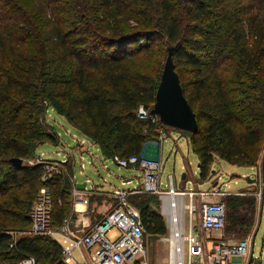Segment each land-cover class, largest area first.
<instances>
[{
  "label": "trees",
  "instance_id": "16d2710c",
  "mask_svg": "<svg viewBox=\"0 0 264 264\" xmlns=\"http://www.w3.org/2000/svg\"><path fill=\"white\" fill-rule=\"evenodd\" d=\"M170 46L199 123L195 132L178 130L189 135L202 177L219 154L232 164L262 163L264 179V0H0V264L26 256L66 264L57 240L27 230L43 186L53 193L54 228L72 216L71 164L48 170V160H37L40 144L60 143L46 122L49 108L106 158L157 157V144H147L160 143L158 126L137 109H153ZM157 199L144 192L129 198L146 239L168 233ZM224 200L225 234H249L256 194Z\"/></svg>",
  "mask_w": 264,
  "mask_h": 264
},
{
  "label": "built area",
  "instance_id": "2783aa9c",
  "mask_svg": "<svg viewBox=\"0 0 264 264\" xmlns=\"http://www.w3.org/2000/svg\"><path fill=\"white\" fill-rule=\"evenodd\" d=\"M137 116L158 126L160 140L168 136V128L153 109L141 104ZM111 159L122 167L140 169L144 176L141 185L133 189H115V202L110 209L95 223L88 224V229L79 236L68 225L61 230L54 228L53 193L43 186L29 211L32 222L30 233L49 235L57 240L63 247L66 262L74 257L75 249L84 246L93 264H150L142 214L129 198L138 192L152 193L161 200L160 211L168 227V233L162 236V240L170 246L172 264L249 263L253 235L241 240L225 236L226 191L216 188L179 189L175 187L172 175L169 176L168 187L162 188L161 160L145 155H114ZM52 166L51 163L46 164L48 170ZM75 194L81 197L79 192ZM212 197L216 199H210ZM113 228L118 232L111 236L109 232ZM58 235L65 237L64 241ZM17 264L40 263L35 256H26Z\"/></svg>",
  "mask_w": 264,
  "mask_h": 264
},
{
  "label": "rangeland",
  "instance_id": "374dc122",
  "mask_svg": "<svg viewBox=\"0 0 264 264\" xmlns=\"http://www.w3.org/2000/svg\"><path fill=\"white\" fill-rule=\"evenodd\" d=\"M153 61L156 64V59L147 57L144 62L150 64L152 66ZM46 122L53 124L60 135L61 144L56 145L50 142H46L38 147L37 153L41 154L44 152L47 155V158L54 160H63L66 159L67 153H75V157L77 159V168L76 172L81 170V161H80V153L75 151L74 147L77 144L76 137L74 136V132L77 131L76 128L67 122L66 118L62 115L56 113L52 108H49L48 113L46 115ZM169 134L165 141L163 142L162 147H160L159 158L162 161V173H161V187H168V177L170 174H173L175 182L182 183L186 185V189L198 188L200 190H206L213 187V181H208V183H204V180L200 177V172L198 168V161H196V153H194L191 146L188 145V139L190 140L187 132L178 130V128L168 125ZM79 133V132H78ZM82 134L79 133V136ZM157 142L151 140L150 143L147 144V148ZM93 146V145H91ZM261 147V156L264 155V144ZM93 154V159L96 163H99L102 159L107 163L106 168L102 166V169L97 165L100 172L102 174H93L95 178L100 180L102 183L104 182V178H106L112 186L120 187V188H132L133 186H139L144 181L143 173L140 169H133L129 167H122L118 165L111 158H100L99 155L96 154L95 150L91 151ZM92 155L89 153H85L84 159L82 160L86 167V171L95 173L92 163ZM148 157L154 158V156L149 155ZM31 160L29 163L35 162ZM187 164V167L185 166ZM217 171L222 173L220 178V184L222 185V189L230 192H235L240 189H249L246 190L249 192H254L258 197V209H257V218L256 224L249 234L235 236L232 233H226V238H235L237 240L245 239L251 237L258 225V221L262 218L261 224L258 228L256 236L254 238V246H253V257L258 258V262L260 264H264V179L262 172V163L255 167L249 166H237L228 163L223 160L219 154H215L214 161L211 164ZM183 166L185 168H183ZM112 171L113 174H106L107 172ZM187 173V178L183 179V173ZM237 174V176H235ZM251 178V181L247 177ZM82 177V176H80ZM128 177H133L132 183L123 182L124 179ZM199 182L197 186L195 183ZM158 207L161 206V200L158 197ZM28 231L31 230L27 229ZM118 230L113 228L109 234L114 236L117 234ZM30 233V231H29ZM53 238V237H52ZM148 247H149V259L151 264H172L171 259L163 246L165 243L158 237H152L147 235ZM168 244V243H167ZM76 255H80L79 249L75 251ZM250 260V257L248 258ZM61 260L65 262V254L64 250L61 252Z\"/></svg>",
  "mask_w": 264,
  "mask_h": 264
},
{
  "label": "crops",
  "instance_id": "0c3cea01",
  "mask_svg": "<svg viewBox=\"0 0 264 264\" xmlns=\"http://www.w3.org/2000/svg\"><path fill=\"white\" fill-rule=\"evenodd\" d=\"M76 130L77 131L74 132V136L77 138L76 139L77 144L74 147L75 148L74 150L80 153L81 170H79V172L78 171L76 172L77 159L75 157V153H67L66 159H63V160L49 159V158H47V155L44 152H42L41 154H38L36 151V155L38 157V159H37L38 161L40 159L42 161L48 160L47 162L49 164L50 163L53 164V166L50 170H53L54 168L65 169L66 168L65 163L69 162L71 164L72 173L70 175V180L72 182V185H71L70 190H71V195L73 197V210H72V214H71L72 216H70L69 218H67L65 220L64 226L68 225V227L75 232V235L79 236V235L83 234L85 232V230L88 229V224L95 223L99 218H101L110 209L112 204L115 202L113 192L115 189L120 188V187L112 186L111 183L106 178H104V182L102 183L100 180L93 177L94 176L93 174H102L97 165H100L99 167L101 169H102V166H104L106 168L107 163H105V160L102 159L103 157L106 159V157H105L104 153L102 152L100 146L97 143H95L90 137L85 135L79 129L76 128ZM78 132L81 133L82 135L79 136ZM166 138H164L163 140H160V143H156L157 144V146H156L157 147V157H154V158H156L158 160H160L159 155H158L160 152V147H162L163 142L165 141ZM61 142L62 141L60 139V143L58 145H60ZM42 144H44V143H42ZM42 144H40V145H42ZM91 145H93V146H91ZM188 145L191 146L189 139H188ZM151 147L154 148L155 144H153ZM37 150H38V148H37ZM92 150H95L96 154L99 155L100 158L102 159L100 161L101 164H103L102 166H101L100 162L96 163L94 161L93 155H92L93 153L91 152ZM85 153H89L90 156L92 155V163H93L92 165L93 166L91 168H93L95 173L86 171L87 166L82 161L84 159ZM194 153H195V151H194ZM196 155H197V153H196ZM196 158H197L196 161H198V168H199V172H200V177H201V179L204 180V183H208V181L211 180V181H213V187L212 188L221 189L223 191H226V190L222 189V185L220 184V178L222 176V173H220V171H217L218 169H216L214 167V164L211 167L209 175L206 178H203L201 175L200 167H199L200 158L198 155ZM223 160H225V159H223ZM230 164H232V163H230ZM233 165L238 166V164H233ZM185 166L187 167V164H185ZM239 166H246V165H239ZM249 167H255V166H249ZM130 168H133V167H130ZM183 168H185V167L183 166ZM133 169H137V168H133ZM106 174H113V172L108 170V172ZM170 175L173 176V174H170ZM80 176H82V177H80ZM235 176H237V174H235ZM247 177L251 181V178L249 176H247ZM182 178L183 179L187 178L186 172L183 173ZM168 179H169V177H168ZM132 180H133V177H128V178L124 179L123 182H124V184L125 183L130 184V183H132ZM195 184L198 186L199 182L196 181ZM174 185L176 188L186 189V185H184L182 183L179 184V183L175 182V179H174ZM139 186H133L132 188H128V189H133V188H136ZM251 188L252 187H250L249 189H240V190L235 191V192H230V191H226V192H227V195L228 194H240V193L245 192L246 190H251ZM124 189H126V188H124ZM191 189H198V188H191ZM75 192H79L81 197H79V195L77 196L75 194ZM210 199H216V197L215 198L212 197ZM263 211H264V209H263ZM263 215H264V213H263ZM261 221H262V218L259 219L258 225H257V227L253 233V242H254V238L256 236V233L258 231V228L261 224ZM59 230H61V229H59ZM58 238L60 240L64 241L65 237H63L62 235H58ZM158 238L162 240V236H160ZM229 239L237 240L235 238H229ZM162 241H163V243H165V245L163 246V249H165L166 252L168 250V255L171 259L170 246L164 240H162ZM66 245H68V243H66ZM253 246H254V243H253ZM77 249H79L80 255H78V256L76 255V253H75L76 249H75L73 251L74 257L71 258L70 260H68V262L65 261L66 264H93L91 262V259H90L89 251L84 246L77 248ZM252 253H253V247L251 249V255L250 256L252 259H254L253 264H256L258 262V258L253 257Z\"/></svg>",
  "mask_w": 264,
  "mask_h": 264
},
{
  "label": "water",
  "instance_id": "95a60500",
  "mask_svg": "<svg viewBox=\"0 0 264 264\" xmlns=\"http://www.w3.org/2000/svg\"><path fill=\"white\" fill-rule=\"evenodd\" d=\"M173 51L174 46H170L157 88L153 112L158 114L161 121L166 125L195 132L199 127L197 115L184 94L180 75L176 70ZM12 161L18 165L23 163L21 158H13ZM256 264L260 263L257 262Z\"/></svg>",
  "mask_w": 264,
  "mask_h": 264
}]
</instances>
